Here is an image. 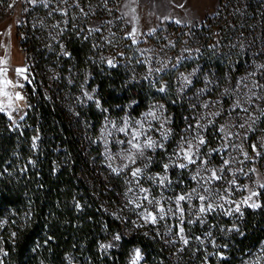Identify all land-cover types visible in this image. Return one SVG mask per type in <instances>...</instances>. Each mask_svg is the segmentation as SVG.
I'll list each match as a JSON object with an SVG mask.
<instances>
[{"label": "rangeland", "instance_id": "rangeland-1", "mask_svg": "<svg viewBox=\"0 0 264 264\" xmlns=\"http://www.w3.org/2000/svg\"><path fill=\"white\" fill-rule=\"evenodd\" d=\"M194 1L200 10L208 3ZM213 2L201 20L177 23L164 18L166 0L152 1L160 7L157 14L144 0H48L47 7L40 0H0V107L11 116V124L25 123L28 95L34 94L38 82L72 123L94 177L104 185L108 196L103 197L119 209L123 231L140 225L152 229L188 264H213L214 254L228 256L224 242L228 229L237 226L248 204H261L264 189V0ZM207 17L212 18L205 31L201 25ZM109 60L126 82L144 86L150 97L158 92V97L139 111L136 97L104 104L96 72L111 68ZM16 69L26 71L18 75ZM22 83L33 90L23 94ZM91 103L101 113L96 127ZM175 110L180 114L177 119ZM121 127H126L127 135L118 130ZM137 131L141 145L150 138L157 146L144 148L142 155L130 150L127 140ZM40 134L35 128V149ZM189 145L198 159L181 169L177 165L187 163L183 152ZM135 168L142 170L138 177L131 175ZM209 170L223 178L209 183ZM254 192L258 195L242 203ZM145 195L154 202L150 204ZM179 195L186 196L180 207L187 245L177 235ZM200 195L208 199L202 202ZM202 203H212L214 210L199 213ZM237 204L239 212L234 210ZM161 207L164 219L158 213ZM148 212L157 215L155 224L143 218ZM5 222L0 220V264H8L2 245ZM116 237L120 239L118 231L101 236L100 247L106 246L101 249L116 246ZM136 249L141 253L138 264H147L138 244L121 264H131ZM233 257V264H264V238ZM67 264L85 263L70 250Z\"/></svg>", "mask_w": 264, "mask_h": 264}, {"label": "trees", "instance_id": "trees-1", "mask_svg": "<svg viewBox=\"0 0 264 264\" xmlns=\"http://www.w3.org/2000/svg\"><path fill=\"white\" fill-rule=\"evenodd\" d=\"M211 18L203 21L202 30H208ZM96 79L101 99L109 106L136 97L139 111L158 97V92L150 97L144 86L126 82L119 68L96 72ZM35 83L22 126L12 125L9 115L0 112V220L6 221L2 245L8 264H67L70 250L85 264H121L134 244L141 246L147 264H188L152 229L140 225L129 233L123 231L119 209L103 197L104 185L94 177V167L76 139L72 123ZM25 84L31 92L33 86ZM89 111L96 127L101 113L93 103ZM175 113L177 119L179 111ZM37 127L41 134L35 149L32 135ZM114 231L120 233L116 246L101 249L99 238ZM226 236L228 256L214 254L213 264H233L235 253L264 238V189L259 207H247Z\"/></svg>", "mask_w": 264, "mask_h": 264}, {"label": "snow or ice", "instance_id": "snow-or-ice-1", "mask_svg": "<svg viewBox=\"0 0 264 264\" xmlns=\"http://www.w3.org/2000/svg\"><path fill=\"white\" fill-rule=\"evenodd\" d=\"M33 3H36V0H32ZM41 3L44 4L45 7L48 6V0H40ZM65 3H67V0H64ZM61 14H66V11H63L62 10V13ZM177 23H179V21H176ZM135 35V29H133V31L131 33H129V36L132 37ZM136 41L133 40V43H135ZM108 64L110 67H115V65L113 64V62L111 60L108 61ZM26 71V69H16V72L18 75L24 73ZM26 78V77H25ZM161 91H163V89H160ZM17 98L18 99H23L22 96H20L19 94H17ZM89 99H91V97H89ZM205 107H207V105H205ZM4 109L2 107H0V112H3ZM148 115H154L153 113H149ZM9 119H11V116H9ZM21 119H23V117H21ZM241 127H243V125H241ZM120 132L122 133H125L127 135V129L126 127H121L118 129ZM220 131H223V129H220ZM139 137H140V132H134L131 136V138L129 140H127V144L130 146V150L131 149H135L136 152L140 153L141 155L143 154V150L144 148H148V149H153L155 148L157 145H156V142L151 140L150 138L147 140V142L143 145H141L139 143ZM36 139H38V137L34 138L33 140V148L36 147ZM135 141V142H134ZM121 144L125 143V141H120ZM205 143V140L201 137L199 139V144L203 145ZM160 147H163V145H160ZM253 149L255 150V145L252 146ZM199 149H197L198 151ZM129 160L132 161V163H135V159H134V156H129L128 157ZM183 159L185 161H187V163H180L179 165H177L179 168L181 169H184L186 168L189 164H195L197 162V158H194V154L192 152V149H191V145H189L188 147V150L187 151H184L183 152ZM202 163H207L206 161H202ZM229 164V161L228 160H225L224 161V165L227 166ZM125 167H127V165H125ZM169 166L167 164L164 165V168L165 170H167ZM113 171H117L116 169H113ZM141 169L140 168H135L132 172H131V175L133 177H138L141 173ZM211 172V175L210 177H208V182L210 183L211 181H218V180H221L223 177L220 176V175H217V172L216 170H209ZM221 171H223V169H221ZM117 174H119L117 172ZM167 179V177H164L163 179L160 180V183L163 184L164 181ZM192 179H196L195 176L192 177ZM231 184H235V181H231ZM261 187H264V185H261ZM141 191L147 193L148 190L147 189H141ZM196 189H193V192H195ZM204 192L207 193L209 192V189L208 188H205L204 189ZM255 195H258V193H252L249 197H247L244 201H242V203L244 204H248V201L252 199V196H255ZM190 198V197H188ZM144 199L145 200H148V196L145 195L144 196ZM198 199L200 201H206L208 199L207 196L205 195H200L198 196ZM186 200V196L185 195H179L177 198H176V206H177V211L180 213V216H179V219H180V224L177 225V228H178V232H177V235L179 236L180 240H182V242L187 245L189 243V240L184 236V227H183V208L180 207V202L181 201H184ZM148 202L151 204L153 203L154 201L153 200H148ZM158 203V201L156 202ZM140 205H137V207H139ZM249 207H259L258 204H248ZM222 207V205H221ZM214 210V206L212 203H207L206 205L204 203H202L198 209L199 213L201 214H204L206 212H211ZM236 212H239L240 211V206L239 204L236 205L235 209H234ZM169 211H171V209H169ZM158 213L160 214V219H164V209L163 207L159 208L158 209ZM145 221L147 222H150V223H153L155 224L157 222V215L154 214L153 212H148L144 217ZM189 223H195V221H189ZM116 239H119V237H116ZM196 239H200L199 237H196ZM101 247H106L104 245H101ZM141 259V253H140V250L139 249H136L135 250V255H134V258L131 262V264H138V261Z\"/></svg>", "mask_w": 264, "mask_h": 264}, {"label": "crops", "instance_id": "crops-1", "mask_svg": "<svg viewBox=\"0 0 264 264\" xmlns=\"http://www.w3.org/2000/svg\"><path fill=\"white\" fill-rule=\"evenodd\" d=\"M153 0H144V2L148 3V9L151 11H155L157 14L159 12L160 7L159 6H153L152 4ZM169 5L166 4V7L164 8L165 14L164 18L166 19H173L179 22L183 23H190L195 20H201L203 17H205L209 11V8H213L212 4L214 3L213 0H207V5L203 6L202 9H199L198 3L193 0H166ZM156 7V8H155ZM208 10L207 12H204Z\"/></svg>", "mask_w": 264, "mask_h": 264}, {"label": "built area", "instance_id": "built-area-1", "mask_svg": "<svg viewBox=\"0 0 264 264\" xmlns=\"http://www.w3.org/2000/svg\"><path fill=\"white\" fill-rule=\"evenodd\" d=\"M19 89L23 94H28V86L25 83L20 84Z\"/></svg>", "mask_w": 264, "mask_h": 264}]
</instances>
